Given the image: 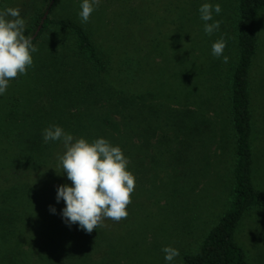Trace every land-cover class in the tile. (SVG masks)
Segmentation results:
<instances>
[{
  "label": "trees",
  "instance_id": "trees-1",
  "mask_svg": "<svg viewBox=\"0 0 264 264\" xmlns=\"http://www.w3.org/2000/svg\"><path fill=\"white\" fill-rule=\"evenodd\" d=\"M51 1L25 30L26 35L34 34L50 7L32 40L38 48L32 53L33 65L26 75L9 81L11 90L17 87L19 97L9 95L0 100V171L15 167L25 172L23 177L32 178L29 175L37 172L38 179L46 173L52 180L42 187L39 183L9 182L0 175V264H122L116 243L107 238L102 227L86 233L78 224H66L62 217L50 220L52 214L45 215L47 209L39 212L44 197L55 195L57 187L64 185L59 182L66 174L58 166L62 141L45 143L43 130L57 125L75 138L89 142L104 138L119 146L135 184L148 192L158 173L167 167L171 168L167 179L182 182L183 169L188 166L182 156L198 139L210 144L212 132L197 112L175 110L170 128L157 137L152 104L155 84L142 82L145 76L136 72L133 46L115 73L111 61L103 58L78 22L49 16L57 0L52 5ZM213 1L226 13L237 52L227 85L235 144L232 200L199 251L183 255L182 264H249L235 242V231L251 208H264V191L255 187L252 178L250 91V72L258 50L257 19L264 0H229L230 7L225 0ZM23 243L30 244L27 250H22Z\"/></svg>",
  "mask_w": 264,
  "mask_h": 264
},
{
  "label": "rangeland",
  "instance_id": "rangeland-1",
  "mask_svg": "<svg viewBox=\"0 0 264 264\" xmlns=\"http://www.w3.org/2000/svg\"><path fill=\"white\" fill-rule=\"evenodd\" d=\"M225 1L230 7L229 0ZM47 2L0 0V10L19 8L26 22L24 35L31 37L33 32L26 35L25 30L44 11ZM206 2L215 5L213 0H100L89 21L82 23L78 17L82 0H57L49 14L51 18L70 17L78 22L103 58L111 61L115 73L133 46L136 72L145 76L142 82L155 84L152 104L159 127L157 137L168 131L175 110L197 112L212 132L210 144L198 139L182 156L188 164L183 169L182 182L175 184L171 178L167 179L171 171L167 167L158 173L149 192L135 184L126 219L104 220L103 231L116 243L122 264H182V256L199 251L210 229L231 205L235 144L227 85L237 52L223 9L219 15L213 12V20L207 21H222L219 30L211 35L204 32L206 22L200 19L198 10ZM257 20L258 50L250 72L252 178L255 187L264 191V10ZM221 36L226 47L223 56L215 57L211 46ZM224 56L228 57L227 63ZM18 93L17 87L13 91L9 84L0 100ZM165 159L170 161L167 156ZM9 168L0 171L9 182L23 181L34 186L39 183L43 187V183L52 180L46 173L40 172L41 180L37 172L29 175L37 178L23 177L24 171ZM59 183L71 186L66 174ZM64 207L62 199L57 202L56 194L47 195L39 205V212L47 209L45 215L52 214L48 218L55 221L62 217ZM235 242L242 247L249 264H264V208H251L243 215L235 231ZM29 246L23 243L21 248L27 250ZM165 246L179 252L171 262L164 259ZM98 255L94 257L102 256Z\"/></svg>",
  "mask_w": 264,
  "mask_h": 264
},
{
  "label": "clouds",
  "instance_id": "clouds-1",
  "mask_svg": "<svg viewBox=\"0 0 264 264\" xmlns=\"http://www.w3.org/2000/svg\"><path fill=\"white\" fill-rule=\"evenodd\" d=\"M100 0H82L78 17L82 23L90 19L94 7ZM200 19L205 21L207 35L218 31L222 21L215 20L213 12L219 15L220 4L203 3L199 8ZM25 20L19 8L7 7L0 10V95L4 94L9 81L26 75L33 65L32 53L38 48L30 37L24 35ZM226 41L223 36L211 46L212 55L223 56ZM228 62V57H223ZM43 141H62L65 151L58 156V166L66 173L71 186L64 184L56 189V200L64 201L62 218L68 225L78 224L86 233L103 226L105 219L119 222L128 216L127 206L135 190V177L128 170V159L119 146H113L107 139L97 138L92 142L75 138L57 125H50L42 132ZM55 213V208L50 206ZM164 259L171 262L179 255L177 249L165 246Z\"/></svg>",
  "mask_w": 264,
  "mask_h": 264
},
{
  "label": "water",
  "instance_id": "water-1",
  "mask_svg": "<svg viewBox=\"0 0 264 264\" xmlns=\"http://www.w3.org/2000/svg\"><path fill=\"white\" fill-rule=\"evenodd\" d=\"M52 3H53V0L51 1V5H52ZM49 8H50V7H49ZM49 8H48V10H46V12H45V14H44V16H43V18H42V21L40 22V24H39V26L37 27L36 31H35L34 34L30 37L32 40H34L35 37L38 35V33H39L40 29H41V26H42L43 21H44V20L47 18V16H48Z\"/></svg>",
  "mask_w": 264,
  "mask_h": 264
}]
</instances>
